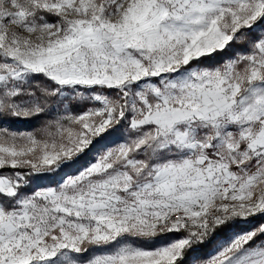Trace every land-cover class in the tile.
<instances>
[{"label":"snow or ice","instance_id":"obj_1","mask_svg":"<svg viewBox=\"0 0 264 264\" xmlns=\"http://www.w3.org/2000/svg\"><path fill=\"white\" fill-rule=\"evenodd\" d=\"M0 264H264V0H0Z\"/></svg>","mask_w":264,"mask_h":264},{"label":"trees","instance_id":"obj_2","mask_svg":"<svg viewBox=\"0 0 264 264\" xmlns=\"http://www.w3.org/2000/svg\"><path fill=\"white\" fill-rule=\"evenodd\" d=\"M33 126H34L33 124H24V123H20V124L15 125V127L21 128V129L31 128ZM41 183H48V182L47 181H41Z\"/></svg>","mask_w":264,"mask_h":264}]
</instances>
